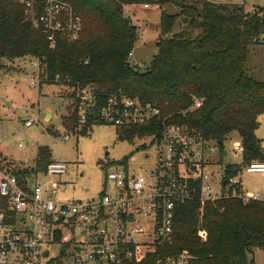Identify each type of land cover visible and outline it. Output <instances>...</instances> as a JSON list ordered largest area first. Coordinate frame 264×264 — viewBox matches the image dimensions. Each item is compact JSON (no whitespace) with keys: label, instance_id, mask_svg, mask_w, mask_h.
Returning a JSON list of instances; mask_svg holds the SVG:
<instances>
[{"label":"trees","instance_id":"obj_1","mask_svg":"<svg viewBox=\"0 0 264 264\" xmlns=\"http://www.w3.org/2000/svg\"><path fill=\"white\" fill-rule=\"evenodd\" d=\"M66 1L83 20L76 41L60 40L51 47L40 30L24 21L20 7L3 4L0 54L11 60L37 59L43 69L41 86H58L65 96L70 94L75 109L63 118L68 130L87 135L92 126L104 125L95 113L85 122L80 119L78 93L93 87L98 109L114 94L139 98L158 105L162 118L188 123L208 140L224 143L237 133L243 165L264 162L262 140L256 136L264 114V82L247 72L251 49L264 44V7L245 13L240 5L210 0ZM127 5L161 9L158 54L145 70L128 61L138 41V28L124 14ZM168 6L177 12L169 13ZM198 99H204L203 106L187 111ZM153 131L120 128L117 135L120 140H131ZM51 161L49 148H41L37 169L45 170ZM225 169V178L240 172L236 165ZM201 231L207 233L206 238L200 236ZM173 239L171 246L128 264H155L161 257L181 252L192 256V264H253L249 255L258 250L264 253V202L230 199L201 206L196 200L188 201L176 207Z\"/></svg>","mask_w":264,"mask_h":264},{"label":"built area","instance_id":"obj_2","mask_svg":"<svg viewBox=\"0 0 264 264\" xmlns=\"http://www.w3.org/2000/svg\"><path fill=\"white\" fill-rule=\"evenodd\" d=\"M3 4L20 7L24 21L40 30L51 47L81 35L82 18L66 0H0V10ZM132 57L131 53L129 62ZM13 61L0 54V80ZM34 61L39 76L31 78L32 87L44 82L40 62ZM78 99L81 122L95 113L98 122L118 129L154 128L145 135L154 138V158L146 155V163L139 165L131 158L126 166L108 172L96 199L62 202L57 196L65 193L61 181L67 174L65 163L51 161L45 170L19 168L0 152V264H128L173 244L175 212L181 204L196 200L205 206L230 199L264 202V195L244 190L241 174L221 175L219 180L210 175L218 143L188 123L162 118L158 105L119 93L98 109L93 87L78 93ZM202 104L198 100L194 108ZM36 124L39 118L34 116L24 126ZM235 150L242 157L239 144ZM242 170L264 174V162ZM200 236L206 238L207 233L201 231ZM155 264H192V256L181 252L161 257Z\"/></svg>","mask_w":264,"mask_h":264},{"label":"rangeland","instance_id":"obj_3","mask_svg":"<svg viewBox=\"0 0 264 264\" xmlns=\"http://www.w3.org/2000/svg\"><path fill=\"white\" fill-rule=\"evenodd\" d=\"M212 1L240 5L245 13H253L257 7H264V0ZM146 6L148 5L124 6L125 16L138 28V41L129 63L141 70L148 68L158 54L157 42L160 38L161 9ZM166 9L169 13L177 12L173 6ZM179 28L178 24L176 32ZM262 42L264 43V35ZM33 62L35 61L31 57L14 59L11 70L3 74L0 80V152L5 160L19 168H34L39 150L49 148L52 161L67 165V174L61 177L65 193H60L57 199L62 202H88L96 199L103 191L107 173L120 169L125 160L133 158L134 165H139L146 163V155L154 158V138L150 136L120 140L118 128L108 124L92 126V131L87 135H81L78 130H68L63 118L72 114L75 109L74 100L70 94L65 96L64 89L58 86L37 84L32 87L31 78L39 76L38 69L32 66ZM247 72L264 82V44L251 49ZM198 100L204 103V99ZM198 100L189 105L187 111L196 110L194 103ZM34 116L39 118V124L25 128V121ZM259 122L260 128L256 131V136L262 140L264 149V114L260 116ZM20 143L24 145L22 148L19 147ZM217 143L219 145L220 142ZM221 143L218 153L211 157L213 167L208 169V173L219 180L221 175L226 177L227 165H236L240 169L244 190L264 195V174H248L242 170L247 165H243L244 153L239 135L232 133ZM235 144L240 145L242 157L235 154ZM217 171H220V175H216ZM249 259L253 264H264V253L254 251Z\"/></svg>","mask_w":264,"mask_h":264},{"label":"crops","instance_id":"obj_4","mask_svg":"<svg viewBox=\"0 0 264 264\" xmlns=\"http://www.w3.org/2000/svg\"><path fill=\"white\" fill-rule=\"evenodd\" d=\"M210 1H212V0H210ZM212 2L217 3V4H224L222 2H216V1H212Z\"/></svg>","mask_w":264,"mask_h":264},{"label":"water","instance_id":"obj_5","mask_svg":"<svg viewBox=\"0 0 264 264\" xmlns=\"http://www.w3.org/2000/svg\"><path fill=\"white\" fill-rule=\"evenodd\" d=\"M33 107H34V106H33ZM33 107H32V108H33ZM219 145H222V143L220 142Z\"/></svg>","mask_w":264,"mask_h":264}]
</instances>
